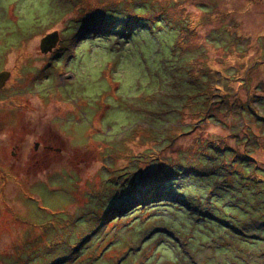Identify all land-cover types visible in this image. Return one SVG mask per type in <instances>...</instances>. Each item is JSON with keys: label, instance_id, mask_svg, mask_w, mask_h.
I'll use <instances>...</instances> for the list:
<instances>
[{"label": "rangeland", "instance_id": "obj_1", "mask_svg": "<svg viewBox=\"0 0 264 264\" xmlns=\"http://www.w3.org/2000/svg\"><path fill=\"white\" fill-rule=\"evenodd\" d=\"M0 71V264H264V0H0Z\"/></svg>", "mask_w": 264, "mask_h": 264}, {"label": "water", "instance_id": "obj_2", "mask_svg": "<svg viewBox=\"0 0 264 264\" xmlns=\"http://www.w3.org/2000/svg\"><path fill=\"white\" fill-rule=\"evenodd\" d=\"M59 40L58 32L56 30L47 33L39 41V49L42 53L50 52ZM10 76L9 71L0 72V88L5 84Z\"/></svg>", "mask_w": 264, "mask_h": 264}, {"label": "trees", "instance_id": "obj_3", "mask_svg": "<svg viewBox=\"0 0 264 264\" xmlns=\"http://www.w3.org/2000/svg\"><path fill=\"white\" fill-rule=\"evenodd\" d=\"M195 72V68H191L190 69V74H195L194 73ZM209 88H213V93H212V95H214V94H216V91H221V89L220 88H218L216 85H213V87H212V85L209 83L208 84V87H207V89H209ZM214 90H216V91H214ZM217 96H219V95H217ZM232 102H233V98H232ZM200 113V111L199 112H193L192 114H191V118H193L195 121L196 120H198L199 122H197V123H200V122H204V120L206 121L207 119H205L204 117H203V115H200L199 114ZM180 114H182V115H184V113H180ZM187 116V115H186ZM206 117H208V115L206 116ZM258 145L260 146V144L258 143ZM234 158H233V160H235V159H238V157L239 158H243V159H247L248 160V157H247V155L248 154H246V153H241L240 151H238V148H235L234 149ZM254 161H256V159L254 158L253 159ZM264 180L263 178H261V177H258L257 178V180ZM153 189H154V185H152L149 189H148V193H151L152 191H153Z\"/></svg>", "mask_w": 264, "mask_h": 264}, {"label": "flooded vegetation", "instance_id": "obj_4", "mask_svg": "<svg viewBox=\"0 0 264 264\" xmlns=\"http://www.w3.org/2000/svg\"><path fill=\"white\" fill-rule=\"evenodd\" d=\"M57 49V47L52 51V53H50V56H52L53 54H54V51ZM1 120V119H0ZM35 145H36V147H34V150L36 151V152H38V143H35ZM43 151H45V152H49V150H43Z\"/></svg>", "mask_w": 264, "mask_h": 264}]
</instances>
